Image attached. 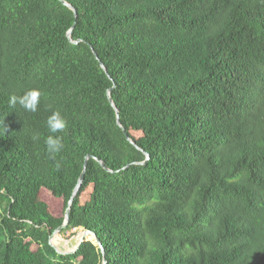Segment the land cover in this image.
<instances>
[{"label": "trees", "instance_id": "1", "mask_svg": "<svg viewBox=\"0 0 264 264\" xmlns=\"http://www.w3.org/2000/svg\"><path fill=\"white\" fill-rule=\"evenodd\" d=\"M65 1L0 0V264H264V0Z\"/></svg>", "mask_w": 264, "mask_h": 264}, {"label": "water", "instance_id": "2", "mask_svg": "<svg viewBox=\"0 0 264 264\" xmlns=\"http://www.w3.org/2000/svg\"><path fill=\"white\" fill-rule=\"evenodd\" d=\"M65 6H67L70 10L74 11L75 13V16L77 17L78 13L77 11L75 10V8L69 4L67 1L65 0H60ZM75 27V26H74ZM74 27L68 32V38L70 40L71 43L73 44H79L81 41H74L73 40V29ZM102 68L105 70V72H107V69L106 67L102 64ZM112 91H113V88L110 89L108 91V98H109V101L110 103L112 104L113 108L115 109L116 113H117V123L118 125L122 128L124 134L126 135L127 139L129 142H131V144H133L134 146H137L136 143L129 137V135L127 134L126 132V129L123 127V125L121 124V121H120V116H119V110L117 108V106L115 105L114 101H113V98H112ZM138 147V146H137ZM92 156H88L86 158V161H85V165H84V170L78 180V183H77V186L72 194V197L68 203V207H67V210H66V213H65V220H64V224L62 226H60L54 233H52L49 237V244L52 248H54L56 250V252L59 254V255H72V254H75L79 248L81 247V245L85 242H93L96 246H98L100 248V250L102 251V253L104 254V250H103V245L99 239V237L97 236V234L93 231H86V230H83V232L79 235V237L77 238V240L75 242H72L73 244H71L70 246H68V250L66 249V247L64 246V244L67 242L69 244V240H65L64 239V242H60L59 245H56L55 242L56 240L59 238H62V232L63 230H66L68 228V225H69V220H70V213H71V209H72V206H73V202L76 198V196L78 195L79 191H80V188L84 182V179H85V174H86V171H87V168H88V161L89 159H91ZM149 159V155L146 154V161ZM145 161V162H146ZM102 167L104 169H106L108 172H113L111 171L110 169H108L106 167V165L103 163V162H100ZM137 164H143V163H137ZM92 237V239H91ZM103 264H107L106 260L104 259L103 260Z\"/></svg>", "mask_w": 264, "mask_h": 264}, {"label": "clouds", "instance_id": "3", "mask_svg": "<svg viewBox=\"0 0 264 264\" xmlns=\"http://www.w3.org/2000/svg\"><path fill=\"white\" fill-rule=\"evenodd\" d=\"M41 95L42 93L39 89H30L22 95H12L9 98V104L11 106L19 104L24 110L35 113L38 111ZM46 124L49 132L52 134L62 133L67 127V121L59 110L53 111L51 115L48 116ZM38 138V135H34L33 137L34 140ZM45 143L47 145L48 151L52 154L59 153L63 149L61 136L48 135ZM59 166L60 165L58 162L57 167Z\"/></svg>", "mask_w": 264, "mask_h": 264}, {"label": "rangeland", "instance_id": "4", "mask_svg": "<svg viewBox=\"0 0 264 264\" xmlns=\"http://www.w3.org/2000/svg\"><path fill=\"white\" fill-rule=\"evenodd\" d=\"M51 206L52 208L54 209L53 214L57 217H60L64 214V206H63V202L62 201H54V202H51ZM83 232L82 229H77V230H74L72 232H68L66 234H63L62 235V242H64V239L65 240H69V244L68 246H70L71 244H73L72 242H75L77 240V238L79 237V235ZM77 234V235H76ZM74 235H76L75 237H73ZM92 239V237H91ZM65 243V244H66ZM33 249L36 250L37 249V246H33Z\"/></svg>", "mask_w": 264, "mask_h": 264}, {"label": "bare ground", "instance_id": "5", "mask_svg": "<svg viewBox=\"0 0 264 264\" xmlns=\"http://www.w3.org/2000/svg\"><path fill=\"white\" fill-rule=\"evenodd\" d=\"M55 244H56V242H55ZM56 245H58V244H56ZM66 247V249L68 250V246H65Z\"/></svg>", "mask_w": 264, "mask_h": 264}]
</instances>
